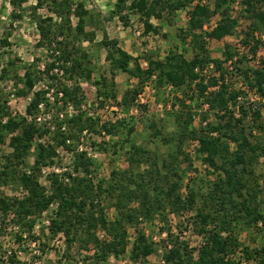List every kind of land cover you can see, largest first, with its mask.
<instances>
[{
	"label": "trees",
	"instance_id": "16d2710c",
	"mask_svg": "<svg viewBox=\"0 0 264 264\" xmlns=\"http://www.w3.org/2000/svg\"><path fill=\"white\" fill-rule=\"evenodd\" d=\"M26 1L9 0L18 9L12 14L14 17H22V4ZM42 1L37 0L33 8L39 7ZM233 2L237 1L116 0L114 3L111 13L117 14L124 24H128L130 12L139 14L143 36L160 31V24H153L151 18L162 20L169 15L171 18L167 22L173 23L177 11H187V24L177 32L182 50H178L176 45L167 50L163 58L146 55V67L140 65V57H134L117 39L108 37L106 32H103L100 41L106 49L105 59L110 64L112 74L121 71L137 78V85L123 93L121 105L134 100L144 82L150 78L156 91L166 90L167 85H171L170 91L179 94H173L168 112L175 126L174 131L163 137L155 122L149 124L154 137L161 136L165 143H174V150L168 152L169 160L165 156L159 163L155 150L132 143L126 152L127 167L112 169L109 177L97 178L94 182V162L84 151L77 150L76 141L83 131L98 132L100 128L108 137L119 135L121 128L127 127V122L119 119L99 125L96 118L81 111L66 120V131L60 130L56 117L53 118L55 129L49 130L45 123L27 120L18 114L11 115L0 90V117H5V121L0 119V143L8 134L11 146V150L1 156L0 183L15 184L24 191L22 196L12 197L0 193L1 221L10 214L13 227L19 229L14 232L15 242L21 244L24 237L34 239L38 219L43 212L50 210L45 227L47 232L42 227L34 241L40 255H43L49 247L47 242L61 233L65 244L62 248H54L56 259L51 264L103 263L110 257L121 258L125 255L133 262L147 264H243L244 260L264 264V244L251 246L243 244L238 238L244 229L264 231V213L259 203V194L263 190L253 179L254 163L259 156L264 157V141L252 140L254 129L264 133V57L259 59L256 67L249 64L264 41V0H240L242 14L249 19L240 40L246 51L225 43L222 57L218 58L212 57L206 46V36L221 40L234 33L240 13L235 16L230 14ZM48 9L59 21H54L48 15L35 19L40 35L38 44L45 45L48 54L54 57L44 64L43 70L25 66L22 76L16 79L23 85L17 94L27 96L42 76L49 72L51 80L55 82L47 89L32 91V97L25 107L27 115L37 112V104L46 100L45 94L50 89L54 106L57 107L59 92L61 104L68 101L79 104L82 94L75 77L90 79L92 73L84 66L87 55L76 45L81 38L94 37L93 32L85 30L89 12L83 2L73 4L71 0H49ZM214 14L220 15L218 22L205 30V24ZM71 15L77 19L75 25L71 24ZM2 41L6 43V40ZM189 49L193 51L187 57L186 51ZM207 68L212 73L206 75ZM59 73L61 77L72 80V84H66V79L58 82ZM6 74L7 69L3 68L2 75ZM97 83L103 86L98 91L99 95L115 97L112 81L110 94L105 77H101ZM214 86L216 88L209 89ZM205 103L206 108L203 107ZM236 111L238 116L234 115ZM210 112L213 113V120L208 118ZM194 115L199 116L198 127L192 126ZM246 118L250 119L251 125ZM127 129L126 135L117 142L121 147L128 142L132 128L128 126ZM188 137L197 139L195 156L207 164L216 177L210 182L204 178H192L187 184L186 196H183L179 191L182 176L175 161L182 156L183 161L191 164L189 154L182 150ZM66 138L70 139L69 143ZM93 144L104 149L108 142ZM59 146L71 151L72 170L48 174L47 190L38 180L40 170L54 162ZM30 155L33 156L32 164L26 162ZM22 164L28 169L20 170L18 166ZM63 175L69 177L68 181L61 179ZM207 183L210 187L203 192ZM110 208L114 211L112 219L106 214ZM187 212L193 213L186 220L190 231L201 238L197 246H192L181 235L183 230L178 234L170 227L162 226L160 235L164 233L165 236L157 244L139 227L140 223H152L155 219L166 223L169 214L183 216ZM129 227L136 233L131 243L128 240ZM98 230L104 232L103 238L98 236ZM5 232L6 225L1 223L0 236ZM75 242L78 249L73 252ZM158 249L161 259L148 262V256ZM79 250L87 254L77 259L75 255L79 254ZM237 251L240 255L235 256ZM34 262V255H30V260L20 259L16 249H8L0 244V264Z\"/></svg>",
	"mask_w": 264,
	"mask_h": 264
},
{
	"label": "rangeland",
	"instance_id": "374dc122",
	"mask_svg": "<svg viewBox=\"0 0 264 264\" xmlns=\"http://www.w3.org/2000/svg\"><path fill=\"white\" fill-rule=\"evenodd\" d=\"M71 1L73 4L80 1L83 2L84 8L89 12L87 15L85 30L87 32L94 33L93 39L81 38L80 41L76 42V45L80 46L81 50L87 55V58L84 59V66L92 70L90 79L82 76L75 77L82 94H80L81 99L79 104H74L72 102L76 107V112H86L87 115L96 118L99 122V125L102 122L100 120H103V118L107 117L110 120H114V122L116 120L123 119L128 123L127 127L130 126L132 128L128 136V142L122 144V147L120 143L117 144V142L119 141V138L121 139L126 135V131L128 132L127 127H122L120 134H114L112 137L105 135V133H103L104 131H101V128L98 132L90 130L85 133L84 145L86 144L88 147L90 146L98 153L97 157L92 159L95 166L94 182L97 178L109 177L112 169L121 170L127 167V161L125 158L126 152L132 143L144 145L149 150H155L158 156L157 161L159 163L165 156L166 159L169 160L168 152H172V150H174V143H165L161 136L154 137L153 128H151L149 124L151 122H155L163 137H166L169 133L174 131L175 126L171 118L168 116V112L170 111V105H168V103H171V100L174 99V95L179 96V94H177L175 91H170L167 89L160 90L156 91V101L149 104V106L142 107L143 105L137 101V95L135 99L129 104L121 105L120 102L123 93L127 89L133 88L135 85H137V78L129 76L127 73L121 71H114L112 74L110 64L105 59L106 49L100 44V41L103 37V32H106L108 37L117 39L119 44L134 57H140L139 62H143L146 55L156 58H163L166 51L176 45L178 50H182V43L177 37V32H179V28H185L187 24L188 15L186 9L179 10L174 14L173 23L167 22L169 18H171L169 15L168 17H165L166 19L162 20L151 18V22H153V24H160V31L158 34L150 33L149 35L143 36L142 34H137V31L142 30L143 28V23L139 14L130 12L128 15L129 22L128 24H124L118 18L117 14L111 13L116 0ZM235 1L237 2H233L231 5L230 14L235 16L240 13V19L234 33L232 35H226L221 40L211 39L206 36V46L209 49L212 57H222V50L225 43H231L234 46L240 48L241 51H246V49L242 47L240 40L243 37L245 29L247 28L246 26L249 23V19L246 18L244 14H242L240 0ZM36 2L37 0H27L24 2L22 4V7L24 8L22 17H14L12 14L18 12V9H15L10 4L9 0H0V90L2 97H4L6 100V106L8 107V111L11 115L18 114L25 117L28 116L25 111V107L32 97V91L40 88L47 89L48 85H51L53 82H55V80H51V72H49L42 76L40 81L35 84L34 88L27 96L17 94V90L21 89L23 85L22 82L16 79L17 77L22 76L25 66H34L37 70H43L44 64L52 61L54 57L48 54L45 45L38 44L40 35L36 27L35 19L38 17H44L46 15L52 16L54 21H59V18L48 9L49 0H43L39 7L33 8ZM124 12L125 11H123V13ZM164 14L167 15L166 12ZM219 17V14L212 15L210 20L205 24V30H209L211 27H213L218 22ZM70 18L71 24L75 25L77 20L76 17L71 15ZM258 36L263 38V35L258 34ZM2 40H6V43H4ZM184 46L188 47L187 44H184ZM192 51L193 50L191 49L187 50L186 56L190 57ZM262 57H264V41L258 48L257 56L253 60H250L249 64L253 67L258 66L257 61H259V59ZM142 67H145V65H142ZM3 68L7 69V74L5 76L2 75ZM210 73H212V70L207 68L205 74L208 75ZM60 75L61 73H59L57 79L58 82L60 80L63 81V79H66L64 81L66 84H72V80H67V77L64 78ZM101 77H105L106 81L108 82L107 91L109 94L111 92L110 82H113V91L115 93V97L98 94L100 87L103 89V86L97 83L101 81ZM48 92L51 93V89ZM156 102H162V109H159L154 105ZM81 104H84L83 108L80 106ZM106 104L108 105L107 108H105ZM113 105L117 108L111 109L110 107ZM59 106L62 105L58 104L57 107L55 106V111L60 109ZM262 112H264V109H262ZM3 118L0 117V119ZM208 118L209 120H213V113L210 112L208 114ZM249 120V118H246V122H249ZM249 123L251 125V122ZM198 125V122L192 123L193 127H198ZM252 134L253 141L254 139L260 142L264 141L263 132H259L257 129H254ZM80 136L78 141H76L77 145L80 142ZM9 139L10 135L7 134L4 137V141L0 143V162L3 161L1 156H4L11 150ZM195 140L197 139L188 137L182 146V150L189 154L191 164H189L188 161H183L182 156L175 161V166L182 176V183L179 191L183 196H186L188 188L187 184L192 178H204L205 181L209 180L208 182H210L216 177V173H213L212 169L207 164L203 163L195 156V149L198 146L195 144ZM101 141L108 142L104 149L93 144V142L99 143ZM231 146L234 147L233 144H231ZM26 162L28 164H32L33 156L30 155ZM57 165L67 166L69 168L68 170L71 171V156L67 155L65 159L63 156L62 158L58 156ZM18 168L20 170H23V168L26 170L28 169L25 164L19 165ZM254 170L255 176L253 179L258 182L260 189L263 190L262 194H259V203L261 204L263 209L262 211L264 213V157L259 156L257 158L256 162L254 163ZM47 178L48 176H43L40 173L38 180L48 190L49 183ZM208 187H210L209 183L203 187L202 191L206 192L209 189ZM0 193H2V195L12 197L22 196L24 191L21 187L15 184L0 183ZM113 212V208L107 210L106 214L108 218H113ZM49 213L50 210L43 212L41 217L38 219V223H36L34 227V239L33 237L31 239L29 237H24V240L21 244L15 242L14 232L19 229L17 227H13L14 224L10 221L11 215L8 214V216L2 221L0 215V224L3 223L6 225V232L0 236V244L8 249H16L20 259L27 258L30 260V255H34L35 262L32 264H51L55 262L56 252L54 251V248H62L65 244L61 233L50 242H47L49 247L47 248V253L43 255H40L37 244H35L34 241L36 238L35 236H38L39 230L42 227H44L45 232H47L45 227L48 224L47 215ZM192 214V212H187L183 216L169 214L167 216L166 223H162L158 219H155V221L152 223L142 222L139 224V227L142 228L149 237H155L153 240L157 242V244L160 238L165 236L164 233L160 235V228L162 226L164 228L167 226L170 227L174 233H178L179 231L183 230L181 235L186 240H188L192 246H197L201 242V238L190 231V226H188L189 222L186 221L187 218H189V216ZM185 226L187 229H185ZM135 234L136 233L134 229L129 227L128 240L130 243L134 240ZM238 238L243 244L259 246L264 244V231H251L244 229L240 231ZM77 246V242L73 243V252L78 249ZM159 247H161V244H159ZM85 254L87 253L84 250H79V254L76 253L75 258L77 256V259H80ZM238 255H240L239 251L236 252L235 256ZM160 259L161 251L158 249V251L148 256L147 261L155 262L159 261ZM80 264H82V262ZM87 264L147 263L133 262L128 256L125 255L121 258L110 257L108 261L103 263L87 261ZM243 264L258 263L255 260H244Z\"/></svg>",
	"mask_w": 264,
	"mask_h": 264
},
{
	"label": "built area",
	"instance_id": "2783aa9c",
	"mask_svg": "<svg viewBox=\"0 0 264 264\" xmlns=\"http://www.w3.org/2000/svg\"><path fill=\"white\" fill-rule=\"evenodd\" d=\"M137 34L140 35L142 34V30H138ZM259 63V61H257V64ZM140 65H147V61L143 60V62H140ZM212 65H209V67H211ZM54 71H56V69H54ZM152 78H150L148 81H145L140 92L137 95V101L138 103H140L143 106H149V104H151L152 102L156 101L155 100V94H156V89L153 86L152 83ZM167 90H171L172 86L171 85H167ZM216 88V86L214 87H210L209 89H214ZM52 92V89H51ZM13 96V94H12ZM60 96H61V92L58 93V97H57V105L61 104V100H60ZM46 97V102L45 101H40L37 104V112L32 114V115H28L26 116L27 120H34L37 123H45L46 126L49 128V130H54L55 129V124L53 123V118H57V120L60 122V130L62 131H66L67 130V122L66 120L72 116H74L77 112H76V107L74 106V104L71 101H68L65 104H61L63 107L60 108L59 110L55 111V106L53 105L54 103V96L52 95V93L50 92H46L45 94ZM257 98V97H256ZM264 100V98H263ZM157 108L162 109L163 104L162 102H156L154 104ZM168 105H170V103H168ZM82 108L84 107V104L80 105ZM207 104H203V107L206 108ZM108 105H105V108H107ZM111 109H116V106H111ZM234 115L238 116L239 113H237V111L234 113ZM194 122H198L199 116L198 115H194ZM2 121H5V119H2ZM101 123L104 122H114V120H110L107 117L103 118V120ZM205 123V122H203ZM86 131H83L82 135L80 136V142L77 145V150L80 151H84L86 153V156L88 158L91 159H95L98 155L97 151L94 150L93 148H91L90 146L88 147L86 144L84 145V135H85ZM104 133V132H103ZM215 134V132L213 133ZM108 136V135H107ZM70 139L66 138V142L69 143ZM195 144L198 145V141L195 140ZM56 156L54 157V162L50 165H46L43 166L40 170V173L43 176H47L50 173H61L62 171L68 170L69 168L67 166H59L57 165V158L58 156H60L62 158L65 159L67 157V155L71 156V151L67 150L65 147L63 146H59L56 149ZM69 171V170H68ZM68 176L67 175H63L61 177V179L65 182L68 181ZM49 183V180H47ZM104 232L103 231H98V236L100 238L104 237ZM155 237H153L154 239Z\"/></svg>",
	"mask_w": 264,
	"mask_h": 264
}]
</instances>
